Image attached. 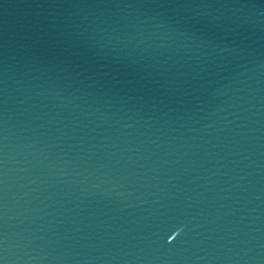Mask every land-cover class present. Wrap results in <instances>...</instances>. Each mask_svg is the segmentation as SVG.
Listing matches in <instances>:
<instances>
[{"label":"water","instance_id":"water-1","mask_svg":"<svg viewBox=\"0 0 264 264\" xmlns=\"http://www.w3.org/2000/svg\"><path fill=\"white\" fill-rule=\"evenodd\" d=\"M0 264H264V0H0Z\"/></svg>","mask_w":264,"mask_h":264},{"label":"snow or ice","instance_id":"snow-or-ice-1","mask_svg":"<svg viewBox=\"0 0 264 264\" xmlns=\"http://www.w3.org/2000/svg\"><path fill=\"white\" fill-rule=\"evenodd\" d=\"M179 231V229H177L176 231H174L171 235L168 236V240L171 241L173 239L174 236L177 235V232Z\"/></svg>","mask_w":264,"mask_h":264}]
</instances>
